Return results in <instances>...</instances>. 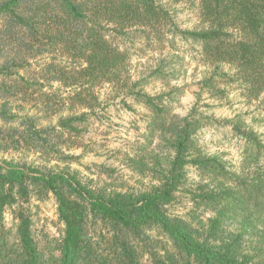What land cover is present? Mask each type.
Listing matches in <instances>:
<instances>
[{
  "label": "trees",
  "instance_id": "obj_1",
  "mask_svg": "<svg viewBox=\"0 0 264 264\" xmlns=\"http://www.w3.org/2000/svg\"><path fill=\"white\" fill-rule=\"evenodd\" d=\"M191 1L199 2L207 25L201 30H182L162 0H0V92L5 98L0 109L2 120L18 119V114L10 111L11 101L27 94L29 88V83L20 86L19 81L25 78L19 73L30 64V56L7 57L6 44L31 54L42 53L47 46L74 61L73 66L52 62L43 69V79L75 88L69 97L70 108L78 110L60 118L62 134H80V123L95 112L98 87L123 84L129 87L128 95L151 109V136L173 151L167 167L157 164L158 184L138 194H108L93 181H83L78 172L15 162L0 165V221L5 210L12 208L18 223V248L7 255L1 252L0 264H142L141 248L147 247L145 243L151 239L147 231L153 229L167 238L171 249L166 245L148 248L152 264H264L261 135L235 119L230 121L260 167L258 179L250 183L248 174L231 171L219 155L197 147L195 136L205 117L195 109L183 118L165 117L162 97L136 90L140 80L131 82L125 76L128 54L114 42L116 37L136 32H155L163 40L170 33L201 43L205 59L213 67L211 77L204 81L207 87L216 90L215 77L222 78L225 72L221 67L230 65L245 80L248 98H259L264 94V0ZM46 132L36 127L34 118H20L17 128L0 137V151L47 147L51 143L43 137ZM133 162L142 172L148 167L145 160ZM190 165L209 181L194 197L199 206L213 213L207 219L171 216L167 211ZM50 193L66 227L60 256L52 263L38 248L25 207L32 195L43 198ZM229 224L238 225V229H230ZM154 241V245L163 244L159 239Z\"/></svg>",
  "mask_w": 264,
  "mask_h": 264
},
{
  "label": "rangeland",
  "instance_id": "obj_2",
  "mask_svg": "<svg viewBox=\"0 0 264 264\" xmlns=\"http://www.w3.org/2000/svg\"><path fill=\"white\" fill-rule=\"evenodd\" d=\"M162 2L182 30H201L207 26L198 1ZM114 42L128 54L125 76L131 78V82L140 80L137 91L162 97L161 107L165 117L183 118L195 109L205 117L202 128L195 136L197 147L208 154L219 155L231 171L248 174L250 183L258 179L260 167L255 165L254 157H250L251 151L233 131L234 122L230 121L235 119L244 128L258 132L264 140V94L257 99H249L245 80L230 65L221 67L226 76L222 73V78L215 77L216 90L207 87L204 81L211 77L213 67L204 57L202 44L185 40L179 35L168 33L163 40L155 32L148 35L136 32L116 37ZM6 45L4 51L7 57L30 56V64L19 73L25 78V81H19L20 86L29 83V88L27 94L22 93L11 101L10 111L18 114V119L6 122L0 118V137L17 128L20 118L29 116L34 118L36 127L47 129L43 137L51 145L0 151V165L15 162L54 171L78 172L83 181H93L95 186L108 194H138L158 184L157 164L167 167L173 151L164 141L151 136L153 113L141 99L128 95V86L105 84L98 87L95 90L98 99L95 112L80 123V134H62L58 127L60 118L78 110L70 108L69 97L75 88H67L60 81L43 79V69L52 62L73 66L74 61L47 46L43 47L42 53L31 54L18 49L17 45ZM153 71L159 73L153 74ZM4 103L5 98L0 92V109ZM141 159L148 166L143 172L133 162ZM208 182L195 167L187 166L185 182L176 193L175 201L167 206L168 213L187 219L194 215L207 219L213 215L194 199ZM25 207L32 220V234L39 250L48 262L56 261L66 227L59 218L54 195L50 193L43 198L32 195ZM17 224L12 208H7L0 221V253L7 255L18 248ZM229 225L230 229H238V225ZM147 234L151 239L145 243L147 247L141 248L142 264H152L151 257L146 253L148 248L154 250L153 246L160 248L166 245L171 249L167 238L159 231L153 229ZM157 239L163 244L154 245Z\"/></svg>",
  "mask_w": 264,
  "mask_h": 264
}]
</instances>
